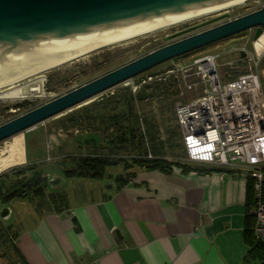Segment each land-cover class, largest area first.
<instances>
[{"label":"crops","instance_id":"crops-1","mask_svg":"<svg viewBox=\"0 0 264 264\" xmlns=\"http://www.w3.org/2000/svg\"><path fill=\"white\" fill-rule=\"evenodd\" d=\"M213 168H135L123 185L116 179L124 169L113 179L107 169L108 186L79 179L92 198L79 186L66 190L71 179L62 177L55 193L65 202L58 208L29 201L0 206V231L11 246L10 255L0 254V264H260L264 258L251 256L256 239L249 171ZM46 178L53 180L49 173ZM5 208L10 214L3 218Z\"/></svg>","mask_w":264,"mask_h":264},{"label":"water","instance_id":"water-1","mask_svg":"<svg viewBox=\"0 0 264 264\" xmlns=\"http://www.w3.org/2000/svg\"><path fill=\"white\" fill-rule=\"evenodd\" d=\"M242 1L245 0H0V88L90 51ZM252 28H256L257 41L264 31V8L234 20L229 13L212 16L167 35L166 47L1 126L0 143L91 103L156 66ZM246 58L245 52L234 50L220 55L218 64L225 66ZM85 143L93 145L96 141ZM62 181L57 178L50 186L59 187ZM9 214L8 208L1 212L3 218Z\"/></svg>","mask_w":264,"mask_h":264},{"label":"rangeland","instance_id":"rangeland-1","mask_svg":"<svg viewBox=\"0 0 264 264\" xmlns=\"http://www.w3.org/2000/svg\"><path fill=\"white\" fill-rule=\"evenodd\" d=\"M255 10H257V4L252 0L244 5L232 7L228 9L227 12L230 14L231 20H234L248 15ZM208 18L209 17L201 18L168 30L147 34L142 37L113 45L62 67H58L40 74L39 76L33 77L34 79L31 78L27 81H22L20 84L24 85L30 80H41L42 93L29 96L26 99L3 100L0 98V127L25 115L32 109H37L166 47L168 43L164 41V38L167 35L180 31L187 26L205 21ZM247 39H249L248 35L242 33L235 37L191 52L182 57L165 62L132 80L105 92L93 102L103 101L102 103H107L108 106L115 107L117 104L114 102L117 100L119 101V99L123 95L126 96L128 92H131L132 95H137L143 86L138 88L137 91H134V88L139 87L144 79L151 76L157 79L156 83L154 82L151 84L152 86L162 83L169 87H174V91L177 90L176 94L170 92L161 93L153 97L149 96L143 102L137 103L136 111L140 116L142 131L146 135L144 139L146 151L153 157L161 156L171 163H188L185 158L180 128L177 124L176 108L179 104L187 102L188 99H191L194 96L189 94L184 98V96L180 94L182 90L179 87L177 77L181 78L182 74L185 73L187 69L194 66L196 60L207 55H222L223 53L247 43ZM247 46L251 49L252 41H249ZM245 67V63L232 67H222L220 73L222 77L234 78L238 76V74L245 73ZM260 67H264V62ZM158 79H162V82H159ZM2 91L3 90H0V93ZM148 94L151 95V91H148L147 95ZM24 102L30 103L31 106L27 109L16 108L17 105ZM91 103L75 108L61 116L51 118L36 127L23 132L26 143V163L22 166L12 168L0 174V176L5 175V181L9 183L17 179V177L11 173L13 169H26L27 167L35 165L38 171H43L45 175L49 173L50 177L55 180L64 177L63 170L73 167L76 162L75 160L79 157L107 154L104 148L105 142H102L103 144L100 148H95L98 144L97 140L100 133L99 131L94 132L86 126H84L83 129L74 128L68 121V118L72 113L81 110L83 107ZM97 125L98 122L96 123V126ZM91 139L95 140L96 143L93 145H87L85 143L86 140ZM6 141L0 143V148ZM120 156L128 158L130 155L121 153ZM33 161L35 164H32ZM119 174H123V168L121 166L108 168V175H112L111 179L114 178L113 176ZM30 175L31 172L28 171L27 176L30 177ZM102 181L106 183L107 186L112 183L110 182V177L107 175H105ZM78 182L79 179H71L64 188L73 192L79 186L78 188L80 189V192H83L86 197H94V194L91 195L89 193L88 185H79ZM84 183L93 182L88 180ZM58 189L59 187L49 186L46 190V196H49L52 192H58ZM37 201L40 202V199H37ZM0 232H2L3 235L0 237V254L6 252V254L9 253L10 255V250H7V248L11 249L10 241L6 237L5 230ZM8 261L11 262L9 259ZM261 263H264V260Z\"/></svg>","mask_w":264,"mask_h":264},{"label":"built area","instance_id":"built-area-1","mask_svg":"<svg viewBox=\"0 0 264 264\" xmlns=\"http://www.w3.org/2000/svg\"><path fill=\"white\" fill-rule=\"evenodd\" d=\"M254 2L257 10L251 13L264 8V0ZM255 30L244 32L249 37L246 42L252 41L251 49L247 43L232 49L245 52L244 61L220 66V55H207L196 60L181 78L177 77L180 94L194 97L177 106L176 118L188 163L249 171L254 180V236L264 244V67H260L264 47L257 49L264 31L254 41ZM239 63H245V73L234 78L221 76L222 67ZM156 81L155 77H148L134 91ZM147 157L153 158L149 153Z\"/></svg>","mask_w":264,"mask_h":264},{"label":"trees","instance_id":"trees-1","mask_svg":"<svg viewBox=\"0 0 264 264\" xmlns=\"http://www.w3.org/2000/svg\"><path fill=\"white\" fill-rule=\"evenodd\" d=\"M159 82H162V80ZM161 84L156 86L145 85L137 95H132L131 92L127 91L126 96L123 95L119 101L114 102L117 104L115 107H110L107 103H102L103 101L93 102L72 113L68 118L72 127L83 129L86 126L94 132L99 131L98 140L95 138L98 141L95 148H100L103 144L102 142H105L104 148L107 154L79 157L75 160L73 167L63 170L64 178L102 180L108 168L121 166L126 174L117 177L116 182L123 185L132 177L133 173L131 171L135 168L161 170L169 173L177 163H171L161 156H154L151 159L147 157L148 152L144 142L146 135L142 131L140 116L136 111L137 103L143 102L149 96L153 97L161 93L170 92L173 94L177 93V90L174 91V87ZM148 91H151V95H147ZM30 106V103L24 102L17 105L16 108L27 109ZM33 110L35 109L29 112ZM97 122L98 125L96 126ZM121 153H126L130 156L124 158L120 156ZM222 170V168H213L209 171L221 172ZM28 171L31 172L30 177L27 176ZM11 173L17 179L9 183L5 181V175L0 176V206L8 205L14 201H29L38 207L54 205L55 208H58L60 204L62 205L65 202L63 194L51 193L46 196V190L50 183L45 173L38 171L35 165L26 169H13ZM247 181L248 193L251 197H254V180L249 177ZM37 199H40V202ZM251 232L254 236V229ZM251 256L254 260L257 258L263 260L264 244L256 240Z\"/></svg>","mask_w":264,"mask_h":264},{"label":"bare ground","instance_id":"bare-ground-1","mask_svg":"<svg viewBox=\"0 0 264 264\" xmlns=\"http://www.w3.org/2000/svg\"><path fill=\"white\" fill-rule=\"evenodd\" d=\"M249 1H252V0H245V1L239 2L237 4L225 7L223 9H221V10L215 11L213 13H210V14H207V15H204V16H201V17H197L195 19H192V20H189V21H185L183 23L176 24V25H173V26H170L168 28H165V29H162V30H158V31H155V32L168 30V29L180 26L182 24H185L187 22H191V21L198 20V19H201V18L212 17V16L228 13L227 12L228 9H230L232 7L244 5L245 3L249 2ZM155 32H151V33H155ZM151 33H149V34H151ZM142 36H144V35H142ZM142 36H138V37H142ZM138 37H135V38H138ZM135 38H132V39H135ZM132 39H130V40H132ZM126 41H129V40H125V41H122V42H126ZM259 41H260V43L257 45L258 51H260V49L262 47H264V37H262ZM122 42H118V43H115L113 45H116V44H119V43H122ZM113 45H107V46H104L102 48H99V49L90 51L88 53L82 54V55H80V56H78L76 58H73V59H71L69 61H65V62H63V63H61V64H59L57 66H54V67L49 68L47 70H44V71H42L40 73H37L35 75H32L30 77H27V78H25V79H23L21 81H18L16 83H13V84L8 85L6 87L0 88V90H3L0 93V98L3 99V100L4 99H11V100L13 99L14 100V99H26L29 96L38 95V93H42L41 80L40 81H38V80H30L28 83H26L24 85H22L20 83L22 81H25V80L27 81V80H29V79H31L33 77L39 76L40 74L46 73V72H48L50 70L56 69L58 67H62V66L66 65V64H69V63H71L73 61L81 59V58L87 56L90 53L92 54L94 52H97V51H99L101 49H105V48L111 47ZM230 51H234V50H230ZM230 51H228V52H230ZM88 103H90V102H88ZM88 103H86V104H88ZM86 104H84V105H86ZM25 163H26V143H25L24 133H20L18 135H15V136L11 137L10 139H8L3 144V146L0 148V174H2V173L6 172V171H8V170H10V169H12L14 167L22 166Z\"/></svg>","mask_w":264,"mask_h":264},{"label":"flooded vegetation","instance_id":"flooded-vegetation-1","mask_svg":"<svg viewBox=\"0 0 264 264\" xmlns=\"http://www.w3.org/2000/svg\"><path fill=\"white\" fill-rule=\"evenodd\" d=\"M187 27H188V26H187ZM187 27H185V28H187ZM185 28H182V29H185ZM182 29H181V30H182Z\"/></svg>","mask_w":264,"mask_h":264}]
</instances>
